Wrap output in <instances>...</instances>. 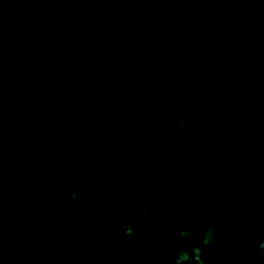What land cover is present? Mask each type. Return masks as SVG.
<instances>
[{
    "label": "trees",
    "instance_id": "16d2710c",
    "mask_svg": "<svg viewBox=\"0 0 264 264\" xmlns=\"http://www.w3.org/2000/svg\"><path fill=\"white\" fill-rule=\"evenodd\" d=\"M140 2L151 3L77 5L89 9L94 29L108 23L97 33L105 35V48L96 53L70 49L73 57L64 64L21 56L23 68L15 66L14 78L0 80L3 100L20 112L36 113L29 107L33 101L47 108L37 113L42 124L27 143L0 147V263L16 236L21 243L10 264H19L21 257V264H49L55 254L58 264H90L80 195L87 159L120 83L154 43L180 34L206 35L264 71V37L253 29L184 4ZM9 9L0 7V12ZM58 64L68 72L60 73ZM73 189L76 200L70 196ZM263 202V148L233 85L210 62L194 57L177 62L152 86L130 147L122 222L131 223L136 234H121L123 264H173L166 260L180 248L199 246L209 223L216 238L203 260L212 264ZM145 208L153 215L139 216ZM33 221L40 227L35 240L25 235ZM188 227L198 230L178 239L179 229ZM249 264H264V252Z\"/></svg>",
    "mask_w": 264,
    "mask_h": 264
},
{
    "label": "water",
    "instance_id": "95a60500",
    "mask_svg": "<svg viewBox=\"0 0 264 264\" xmlns=\"http://www.w3.org/2000/svg\"><path fill=\"white\" fill-rule=\"evenodd\" d=\"M129 0H0V7L33 8ZM184 4L243 24L264 37V0H155ZM196 58L229 79L256 129L264 152V71L239 50L201 34L166 37L148 48L120 83L95 136L84 175V211L90 264H121V223L126 163L152 86L177 62ZM36 122L18 142L36 133ZM66 211L67 202H65ZM69 214V213H68ZM235 221L232 225L239 224ZM229 232H227L228 234ZM264 240V202L212 264H249ZM173 258L167 259L173 263ZM55 255L50 264H57Z\"/></svg>",
    "mask_w": 264,
    "mask_h": 264
},
{
    "label": "flooded vegetation",
    "instance_id": "af4514ba",
    "mask_svg": "<svg viewBox=\"0 0 264 264\" xmlns=\"http://www.w3.org/2000/svg\"><path fill=\"white\" fill-rule=\"evenodd\" d=\"M123 2L126 1H111L106 3L119 4ZM18 9L20 8H11L5 12H0V16H2V20H0V60L3 59V61L1 60L0 62V80L8 79L9 81L14 78V73L16 71L12 74L11 71L15 66L16 68L21 67L23 64L21 56L25 57L28 45L36 39L47 46V49L50 51L60 52L62 48L73 44L79 39L86 38V40L92 42L103 36L97 35V33L93 34L91 31L95 30L92 26V24L94 25L95 18L93 19L90 15L91 12L87 7V11H85L83 7L77 5L33 7L21 11ZM10 57L17 59V63H9V60H12ZM5 68L9 70V78L7 77L8 74L5 73ZM3 98L5 100L6 95L0 90V100ZM8 103L10 102L8 101ZM8 111H12L13 114L6 117V114H8L6 112ZM39 115L40 114L25 110L20 112V110L13 107L12 104L6 106L3 111L0 108V146H4L5 149L11 147L13 144L17 146L24 134L36 122H39V129L42 124ZM20 129H25V131L20 138L16 140ZM18 258L20 257H17V259ZM20 261L19 264L24 262L22 257ZM121 264H123L122 252Z\"/></svg>",
    "mask_w": 264,
    "mask_h": 264
},
{
    "label": "rangeland",
    "instance_id": "374dc122",
    "mask_svg": "<svg viewBox=\"0 0 264 264\" xmlns=\"http://www.w3.org/2000/svg\"><path fill=\"white\" fill-rule=\"evenodd\" d=\"M150 3L151 2H149V3L140 2V0H129V1L124 2L123 4H125L126 6L141 7V6H145L144 4L149 5ZM119 4H121V3H119ZM84 10L87 11L86 9H84ZM15 11H18V10H15ZM19 11H21V10H19ZM107 27H108V23L103 21L101 25L98 24L95 26V30H94L95 32L93 30H91V31L93 32V34H95V33H99L98 32L99 29L101 31H103ZM88 33H90V32H88ZM98 40L99 39H96L97 42L92 43V42H88L86 40V38L79 39V40L75 41L73 44L62 48L59 52V51H50L49 49H47V46L43 45L38 39H36L30 45H28L25 57H26V59H37V58L43 59L44 62L47 63V65H49L48 63H50L51 61H57L58 62V60L60 62H62V64H64V63L69 62L68 58L73 57V56L68 55V52L70 49L77 48L82 53L86 52V50L96 53L97 50H99L100 48H105L107 46L108 41H105L106 39H105L104 35L100 37L101 42H98ZM65 60H67V61H65ZM24 65H25V62H24ZM24 65L22 64L20 68H23ZM58 69H59L60 73H64V74H66L69 70V68L62 66L61 64H58ZM0 103H1L0 108L2 111L4 110V108L6 106H9L8 102L6 103L3 99L0 100ZM29 107L31 109H33V111H35L36 113H41V112L43 113V112L47 111V108H45V106L38 105V103L36 101L30 102ZM6 113H8V114H6V117H9L10 114H13L12 111H8ZM32 218L34 219V216ZM39 229H40V227L33 221L32 223H30L29 228H27V231L25 234L26 237H29V238L32 237V240H35L37 237L36 235L39 233ZM24 230H25V226L22 229V231H24ZM20 243H21L20 238L13 236V241L9 245V250H8L7 255H6V258L0 264H10V261L13 259V256H14V252L17 250ZM28 249L30 251H32L31 246H28Z\"/></svg>",
    "mask_w": 264,
    "mask_h": 264
},
{
    "label": "clouds",
    "instance_id": "9594fccd",
    "mask_svg": "<svg viewBox=\"0 0 264 264\" xmlns=\"http://www.w3.org/2000/svg\"><path fill=\"white\" fill-rule=\"evenodd\" d=\"M79 155V153H77ZM65 177L60 178V182L63 183ZM81 196L86 195L85 192L80 194ZM70 196L72 200L78 199L77 192L75 189L71 190ZM153 213L145 208L140 213L141 217H150ZM121 234L122 236H134L136 234L135 229L131 223L122 222L121 223ZM198 229H193L188 227L187 229L180 228L176 233L177 238H189L195 234ZM145 238L147 240H151L153 238L152 230H148L145 233ZM216 238V229L212 224H208L203 232L201 244L199 246H192L191 249L188 248H180L175 253L174 258L172 259L174 264H204L203 256L205 254V249H207L210 245H212ZM257 250L260 252H264V240L257 242Z\"/></svg>",
    "mask_w": 264,
    "mask_h": 264
}]
</instances>
